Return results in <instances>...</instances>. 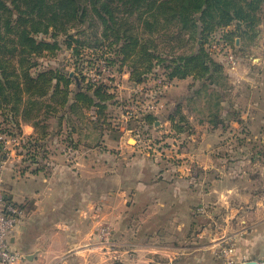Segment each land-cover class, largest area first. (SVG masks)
<instances>
[{
    "label": "crops",
    "instance_id": "obj_1",
    "mask_svg": "<svg viewBox=\"0 0 264 264\" xmlns=\"http://www.w3.org/2000/svg\"><path fill=\"white\" fill-rule=\"evenodd\" d=\"M84 114L75 148L62 134L42 142L38 163L23 162L21 150L8 164L5 189L26 214L11 238L22 264H224L218 251L229 239L240 261L264 258V178L242 170L254 155L239 149L227 159L205 136L189 137L173 158L143 154L126 133L102 140L87 118L96 111ZM20 125L26 139L36 135ZM105 222L114 227L111 247L94 236Z\"/></svg>",
    "mask_w": 264,
    "mask_h": 264
},
{
    "label": "trees",
    "instance_id": "obj_2",
    "mask_svg": "<svg viewBox=\"0 0 264 264\" xmlns=\"http://www.w3.org/2000/svg\"><path fill=\"white\" fill-rule=\"evenodd\" d=\"M262 12L264 0H0L1 131L22 135L20 124H31L36 135L23 137L20 146L26 151L23 162L38 163L42 142L62 136L63 125L64 141L76 147L73 134L78 128L72 117L84 121V110H95L98 119L90 124L97 130L100 119L106 122L102 118L117 102L107 87H84L62 63L42 64V58H55L63 50L71 51L76 62L83 49L107 55L112 66L129 67L132 85L159 77L164 83L192 79L197 84L192 96L213 90L209 95H215L219 106L227 75L210 53V37L229 28L227 41L255 32ZM88 27H96L98 33L86 46L79 37ZM182 104L178 102L166 117L180 132L188 129L182 125L188 124ZM211 112L208 123L214 129L225 123L218 111ZM158 120L147 115L134 122L142 129ZM127 129L139 131L131 123Z\"/></svg>",
    "mask_w": 264,
    "mask_h": 264
},
{
    "label": "rangeland",
    "instance_id": "obj_3",
    "mask_svg": "<svg viewBox=\"0 0 264 264\" xmlns=\"http://www.w3.org/2000/svg\"><path fill=\"white\" fill-rule=\"evenodd\" d=\"M261 17L262 22L257 26L255 32H247L246 35H243L241 38L233 37L229 41L224 39L225 33L230 31L231 28L219 30L210 37V43L207 45L209 46L210 53L223 65L225 74L227 75L225 81L227 85L225 87L223 86L225 95L223 100L219 101V106L216 105L218 100L215 95H209L213 93V90H209L208 93L203 92L199 98L193 97L192 95H195L197 91V84L193 83L192 79L175 80L174 82L165 83V85H161L162 82H164L163 77L149 80V83L152 82L149 85L154 87L155 93L160 96L159 98L157 97L156 100L166 103V110L168 112H166L165 117L175 109V105H177L178 102L183 103L181 114L186 117L188 124H183L185 121L182 122L181 119H178V124L180 125L179 122L181 121L182 125H184L186 129L188 128L187 131L180 132L176 129V123L166 124L165 121L162 120V114L164 112L154 115L159 118L155 125L150 127L146 126L142 129L140 128V124L134 122L135 120H126L125 113L121 110V106L125 103H133L138 100L144 102L153 100L154 94H136L132 92L131 82L124 79L122 90H113L114 92H112L115 93L113 96H116L117 102L109 107L107 117L102 118L106 122L101 119L99 120V129H97V132H100L102 140L103 137H105V132L109 133L108 135L114 138L117 137L118 132L121 134L126 133L125 135L127 136L123 137V141L126 142L129 140V144L132 146L139 145L141 153L145 154L149 151L151 154L156 153L165 155V153L168 152V155H171V158H173V156L177 154L175 153V148L180 146V151L185 150L182 147L189 144V137L195 139V141L191 139L192 143H200L205 136L207 141L213 144H220L219 147L214 150L215 152L219 151V153H223L222 156L227 159L237 158L239 155L237 151H239V149H243L244 154L254 155L258 161L256 163L253 162V165L250 163L243 164L242 170L247 173H256L254 175L259 174L260 178H264V12L261 13ZM96 29V27L92 29L88 27L87 30L81 33L79 38L86 46L95 41L96 37H94V35L97 32ZM232 29H234V27H232ZM218 41L226 44L227 50L225 52L221 51L219 54L214 53L215 51L211 52L212 45ZM92 51L91 49H83V53L81 54L82 57L80 56L81 58L77 62L76 58L70 54L71 51L69 50H63L59 56L55 58H42L41 62L44 65L62 63L66 71L73 75H78L80 76L79 79H82V73L77 70V67L85 69L83 65L91 58L90 53H92ZM227 51L233 53L237 58L238 63L235 69H230L227 65L225 58ZM102 58L107 59L108 57L104 55ZM118 64L120 65V63ZM118 64L114 66L117 72L121 73L120 70L128 71V66L122 68V66ZM154 80H156V82L159 81L160 85L156 84V87L155 84H153ZM82 85L84 87L88 86L83 79ZM72 87L75 89L76 84H73ZM170 95L175 96L173 101L170 99L168 100V96ZM211 111L214 113L218 111L225 119V123L219 125L216 131H210V129H213L212 125L208 123V117ZM235 112L236 115L234 114ZM87 113H92V111ZM102 116L104 117V115ZM87 118H89V122L92 121L90 115L87 116ZM94 118L96 120L98 119L96 116H94ZM143 118L144 117L141 119ZM95 119L94 121H96ZM72 120L74 121V125L81 130L80 126L83 121L78 120L76 116L72 117ZM130 123L134 126V129H138L139 131L133 130L131 132V130H128L127 128L130 126ZM64 126L65 125H63V127ZM91 126H93V124ZM102 131L104 133H102ZM65 132H62V134ZM178 135L181 136L179 137ZM58 138L60 139V137ZM202 148L203 147H197L194 151L197 149V152H200ZM21 150H24V148L22 146L18 147L15 155ZM224 153L227 154L224 155ZM105 224L110 223H100L96 227L95 232L98 231V227ZM98 242L101 243L99 240Z\"/></svg>",
    "mask_w": 264,
    "mask_h": 264
},
{
    "label": "built area",
    "instance_id": "obj_4",
    "mask_svg": "<svg viewBox=\"0 0 264 264\" xmlns=\"http://www.w3.org/2000/svg\"><path fill=\"white\" fill-rule=\"evenodd\" d=\"M226 44L219 41L212 45L214 53L226 51ZM226 61L230 69H235L238 61L236 56L230 51L226 52ZM91 58L83 67L77 70L82 73V79L89 86H105L109 89V93L123 88L124 79L129 81L126 75L127 72L119 73L114 69L106 58L99 57L94 51L90 53ZM82 57V56H81ZM78 76V75H77ZM80 77V76H78ZM153 81V84L160 85V82ZM152 83V82H150ZM149 82L144 85H132V92L136 94L152 93L153 100L134 101L133 103H125L121 106V110L125 113L126 120H139L147 115H157L166 111V103L156 100L160 97L155 93L154 87H151ZM161 85H165L162 82ZM114 90V91H113ZM132 132V131H131ZM23 136L18 131L8 135L3 133L0 128V149L4 157H0V264H22V254L11 248V238L15 234L19 225L25 218V210L16 205L13 201H9L7 191L4 188V176L7 171L9 162L12 161L16 154L17 148L20 147ZM96 231V230H95ZM114 228L111 224H105L98 227V231L94 232V236L101 242L100 245L111 247L113 245ZM218 257L224 264H245L251 262L249 259L241 261L236 256L234 241L226 240L218 251ZM255 264H264V258L254 261Z\"/></svg>",
    "mask_w": 264,
    "mask_h": 264
},
{
    "label": "water",
    "instance_id": "obj_5",
    "mask_svg": "<svg viewBox=\"0 0 264 264\" xmlns=\"http://www.w3.org/2000/svg\"><path fill=\"white\" fill-rule=\"evenodd\" d=\"M71 76H73V75H71ZM245 264H255V262L251 261V262H248V263H245Z\"/></svg>",
    "mask_w": 264,
    "mask_h": 264
}]
</instances>
